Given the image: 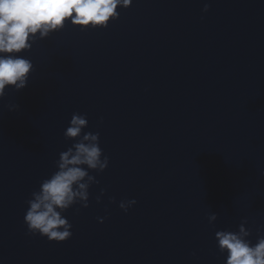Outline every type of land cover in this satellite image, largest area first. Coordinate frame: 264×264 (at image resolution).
<instances>
[{
  "label": "water",
  "instance_id": "water-1",
  "mask_svg": "<svg viewBox=\"0 0 264 264\" xmlns=\"http://www.w3.org/2000/svg\"><path fill=\"white\" fill-rule=\"evenodd\" d=\"M118 11L106 28L37 34L27 87L0 99V264H224L215 231L246 219L253 243L264 234V0ZM74 112L110 163L89 207L64 213L72 237L50 242L23 217Z\"/></svg>",
  "mask_w": 264,
  "mask_h": 264
},
{
  "label": "clouds",
  "instance_id": "clouds-1",
  "mask_svg": "<svg viewBox=\"0 0 264 264\" xmlns=\"http://www.w3.org/2000/svg\"><path fill=\"white\" fill-rule=\"evenodd\" d=\"M132 3L133 0H0V99L9 88L19 92L27 87L34 65L23 53L31 49L37 34L46 38L68 23L81 30L106 28L119 19L118 8L127 9ZM209 7L205 4L202 11L208 12ZM18 107L12 105L10 110ZM87 127V114L71 115L63 132L65 140L72 141L71 146L59 153L56 170L26 201L23 222L28 234L64 242L73 235L72 224L64 213L76 205L77 211L89 207V189L99 184L96 176L108 168L110 158L100 146V133L85 132ZM105 191L101 188L96 196L98 204ZM109 202L116 203L115 198ZM136 203L135 199H122L118 207L127 213ZM106 218L97 217L100 223ZM216 220L217 214L208 216L209 224ZM246 224L245 219L238 230L215 231L216 247L225 256L224 264H264V234L257 229L253 243Z\"/></svg>",
  "mask_w": 264,
  "mask_h": 264
}]
</instances>
